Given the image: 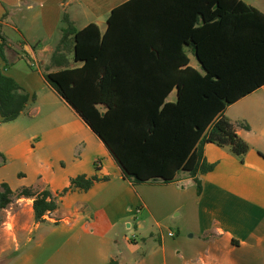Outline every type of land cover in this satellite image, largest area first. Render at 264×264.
<instances>
[{
	"label": "crops",
	"instance_id": "crops-1",
	"mask_svg": "<svg viewBox=\"0 0 264 264\" xmlns=\"http://www.w3.org/2000/svg\"><path fill=\"white\" fill-rule=\"evenodd\" d=\"M130 1L0 0L6 44L0 68L29 97L18 119L0 124V185L12 192L47 191L58 203L45 223L34 221L17 236L7 264H264V86L224 112L249 152L241 162L228 149L206 144L203 157L214 169L200 176L198 195L184 172L170 184L133 186L102 141L46 83L43 69L61 41L63 14L77 30L96 25L104 33L111 13ZM173 1L158 6L157 21L142 26V44L126 49L153 52L144 40L156 35L160 58L147 54L132 62L203 73L188 36L205 23L189 10L195 0ZM239 1L264 15V0ZM209 27L204 32L211 33ZM177 98L175 87L166 102ZM79 176L99 181L86 192L63 194ZM15 201L32 211L31 199Z\"/></svg>",
	"mask_w": 264,
	"mask_h": 264
},
{
	"label": "trees",
	"instance_id": "trees-1",
	"mask_svg": "<svg viewBox=\"0 0 264 264\" xmlns=\"http://www.w3.org/2000/svg\"><path fill=\"white\" fill-rule=\"evenodd\" d=\"M165 2L174 1L128 2L111 13L104 33L96 25L77 30L63 14L62 38L43 76L102 141L125 180L133 186L170 184L184 172L200 195V176L214 169L203 157L206 144L228 149L241 162L249 152V145L237 135L224 112L264 86V15L239 0H195L189 10L201 17L205 26L188 38L196 45L203 73L189 67L135 64L132 60L141 55L160 58L156 35L144 40L153 52H132L126 44H142V26L150 19L157 21L158 6ZM209 26L211 33L204 32ZM226 26L229 32L221 33ZM5 47L0 37L3 62ZM175 87L177 101L167 103ZM28 102L20 86L0 68V124L18 119ZM98 181L79 176L63 194L86 192ZM0 189V211L14 199H31L37 224L45 223V216L58 208L57 200L47 191L23 188L12 192L6 184ZM109 264L119 262L111 259Z\"/></svg>",
	"mask_w": 264,
	"mask_h": 264
},
{
	"label": "rangeland",
	"instance_id": "rangeland-1",
	"mask_svg": "<svg viewBox=\"0 0 264 264\" xmlns=\"http://www.w3.org/2000/svg\"><path fill=\"white\" fill-rule=\"evenodd\" d=\"M33 223V214L27 202L17 203L14 199L7 209L0 211V264L8 259L7 254L17 245V236L31 229Z\"/></svg>",
	"mask_w": 264,
	"mask_h": 264
},
{
	"label": "built area",
	"instance_id": "built-area-1",
	"mask_svg": "<svg viewBox=\"0 0 264 264\" xmlns=\"http://www.w3.org/2000/svg\"><path fill=\"white\" fill-rule=\"evenodd\" d=\"M170 236H171V237H173V236H174V234H172V233H171V234H170Z\"/></svg>",
	"mask_w": 264,
	"mask_h": 264
}]
</instances>
